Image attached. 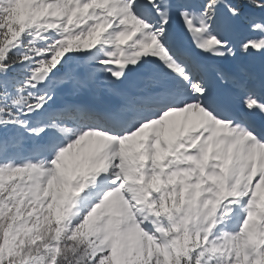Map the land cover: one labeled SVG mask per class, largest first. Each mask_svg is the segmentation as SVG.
Instances as JSON below:
<instances>
[{
	"label": "snow or ice",
	"instance_id": "snow-or-ice-1",
	"mask_svg": "<svg viewBox=\"0 0 264 264\" xmlns=\"http://www.w3.org/2000/svg\"><path fill=\"white\" fill-rule=\"evenodd\" d=\"M0 264H264V0H0Z\"/></svg>",
	"mask_w": 264,
	"mask_h": 264
}]
</instances>
